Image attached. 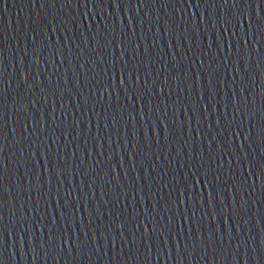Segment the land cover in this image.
<instances>
[{"label": "water", "instance_id": "1", "mask_svg": "<svg viewBox=\"0 0 264 264\" xmlns=\"http://www.w3.org/2000/svg\"><path fill=\"white\" fill-rule=\"evenodd\" d=\"M0 264H264V0H0Z\"/></svg>", "mask_w": 264, "mask_h": 264}]
</instances>
